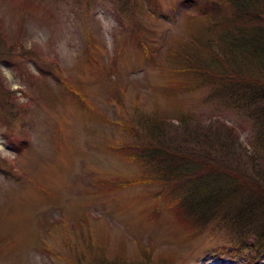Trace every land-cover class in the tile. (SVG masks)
Returning <instances> with one entry per match:
<instances>
[{"label":"rangeland","instance_id":"374dc122","mask_svg":"<svg viewBox=\"0 0 264 264\" xmlns=\"http://www.w3.org/2000/svg\"><path fill=\"white\" fill-rule=\"evenodd\" d=\"M187 1L0 0V141L14 154L0 158V264H250L223 256L219 228L191 237L175 202L132 186L142 171L115 150L152 113L178 140L185 126H219L241 159L238 147H254L252 123L224 89L189 91L168 63L183 47L199 53L209 29ZM100 14L118 24L111 40Z\"/></svg>","mask_w":264,"mask_h":264},{"label":"trees","instance_id":"16d2710c","mask_svg":"<svg viewBox=\"0 0 264 264\" xmlns=\"http://www.w3.org/2000/svg\"><path fill=\"white\" fill-rule=\"evenodd\" d=\"M198 1L187 2L194 3L197 13L209 22L197 42L201 51L189 57L195 50L180 48L167 54L168 63L188 76L189 91L207 86L216 92L224 89L226 102L253 125V149L238 147L246 159L241 161L226 133L219 134V126L205 133L185 126L178 140L168 134L173 122L152 113L139 115L143 119H138L134 143L120 144L115 150L142 171L131 185H150L155 188L149 194L152 199L175 202L176 209L170 211L191 237L211 231L209 227L219 228L226 239L223 256L235 260L237 255H247L249 263L255 264L264 257V0ZM1 88L0 110L4 111L8 101ZM64 89L78 96L71 84L65 83ZM120 121L116 124L125 131ZM231 160L238 163L230 164Z\"/></svg>","mask_w":264,"mask_h":264},{"label":"clouds","instance_id":"9594fccd","mask_svg":"<svg viewBox=\"0 0 264 264\" xmlns=\"http://www.w3.org/2000/svg\"><path fill=\"white\" fill-rule=\"evenodd\" d=\"M97 19L101 22L102 28L105 31V34L107 36L108 40H111V35L110 33L118 28V24L114 18L111 17H105L103 14H100ZM6 142L0 141V158H9L13 153L10 151L6 150V147L4 146Z\"/></svg>","mask_w":264,"mask_h":264}]
</instances>
